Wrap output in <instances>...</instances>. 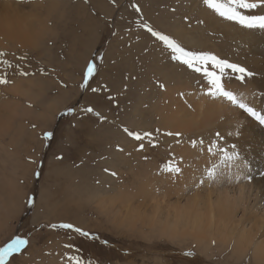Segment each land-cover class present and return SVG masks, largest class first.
Masks as SVG:
<instances>
[{
  "label": "rangeland",
  "instance_id": "374dc122",
  "mask_svg": "<svg viewBox=\"0 0 264 264\" xmlns=\"http://www.w3.org/2000/svg\"><path fill=\"white\" fill-rule=\"evenodd\" d=\"M14 1L30 13L37 34L25 47L0 44V77L7 80L0 83V118H8L0 120V247L16 236L29 241L9 257L10 264H264L254 261L251 251L242 255L229 245L198 243L196 237L160 229L173 219L162 201L168 177L182 170H174L182 162L175 151L188 138L195 142L192 135L165 128L164 107L184 101L186 79L198 88L208 81L173 59L171 49L144 25L187 50L210 53L251 73L264 70L262 56L206 23L202 9L215 12L203 0ZM243 11L264 14L260 8ZM217 19L252 31L264 51V30ZM92 61L96 74L82 88ZM207 67L216 70L211 63ZM228 76L236 78L226 70ZM255 76L236 79L246 85ZM87 107L105 119L84 111ZM124 128L151 132V141H137ZM46 132L53 136L46 138ZM142 185H148L144 195ZM165 198L178 201L175 195ZM63 223L89 236L59 227Z\"/></svg>",
  "mask_w": 264,
  "mask_h": 264
},
{
  "label": "bare ground",
  "instance_id": "6f19581e",
  "mask_svg": "<svg viewBox=\"0 0 264 264\" xmlns=\"http://www.w3.org/2000/svg\"><path fill=\"white\" fill-rule=\"evenodd\" d=\"M20 3L0 0V44L7 41L25 47L37 34V28L30 26V13L22 11ZM201 17L213 27H219L223 36L244 40L249 50L262 56L264 61V51L257 47L260 40L252 31L219 22L216 13L213 15L205 9H202ZM185 38L193 40L191 36ZM261 72L252 70L255 80L248 79L246 85L236 78L224 79L223 83L246 105L264 114V70ZM186 80L183 88L189 90L184 91V101L171 95L170 99L173 96L177 100L165 104L162 122L165 128L192 135L195 142L188 138L175 151L182 161V168L181 163L178 164L182 170L179 175L168 177V195L165 194L162 201L164 207L157 205L167 210V216L171 214L173 219L161 224L160 220L156 222L159 221L163 232L168 228L169 232L178 233L175 235L196 237L198 243L215 241L221 247L229 245L233 252L236 250L242 255L251 251L254 261L264 263V123L227 99L209 95V84L198 88ZM11 90L17 92L15 88ZM211 137L209 141L207 138ZM196 139L199 140L196 142ZM213 169L215 175L210 177L208 172ZM176 180L180 182L175 183ZM146 189L148 185L140 187L139 192L143 194ZM171 195H175L178 201L170 202L165 198Z\"/></svg>",
  "mask_w": 264,
  "mask_h": 264
},
{
  "label": "snow or ice",
  "instance_id": "6c2138e0",
  "mask_svg": "<svg viewBox=\"0 0 264 264\" xmlns=\"http://www.w3.org/2000/svg\"><path fill=\"white\" fill-rule=\"evenodd\" d=\"M203 3L209 9L214 10L216 14L227 20L234 21L248 29L258 28L264 30V15L245 14L243 11L257 8L264 9V0H203ZM133 7H135L137 11L140 10L136 5H133ZM144 27L149 33H151L152 36L158 38L169 49H171L173 53V59L184 65H187L188 68L197 73H203L204 78L207 79L208 84L210 85L208 88L209 95L227 99L232 104L237 105L239 108L245 109L249 114L256 117L261 123H264V114L257 113L254 108L246 105L240 96L231 90H227L223 83L226 70H230V72L241 81H243L246 76H252L253 73L239 64L231 63L226 59H221L210 53L187 50L171 36L154 30L150 25L145 24ZM0 55H3V53H0ZM209 63H211L213 68L216 69L215 71L208 70L207 65ZM96 71L97 64L94 61L89 62L84 71L83 83L81 84L82 88L88 86L89 80L94 77ZM21 74L27 75L28 73L24 72ZM227 78L231 79L232 77L228 76ZM0 83H7V80L3 77H0ZM161 87H163V85H161ZM92 91L96 92L99 91V89L93 88ZM67 111L68 113H72L74 109L69 108ZM84 111L95 114L100 120L105 119L104 116H102L99 112H96L92 107H87L84 109ZM124 132L137 141H142L145 138L151 141L152 138L151 132L132 131L128 128H124ZM167 135H173V133L169 132ZM175 135L179 136L180 133H175ZM52 136V132L45 133L46 138H51ZM143 147L144 145L141 143L140 148L143 149ZM174 170L178 172L179 168H175ZM112 174L116 175V173ZM208 175L213 177L215 175V170H209ZM29 203H32V201L29 200ZM51 227H57V225H51ZM59 227L64 229H74L80 235L89 236V233L69 223L60 224ZM28 243L29 241L27 239L16 236L3 247H0V264H10L9 257H11L14 253H20L28 245ZM186 255L192 256L194 253L187 252Z\"/></svg>",
  "mask_w": 264,
  "mask_h": 264
}]
</instances>
